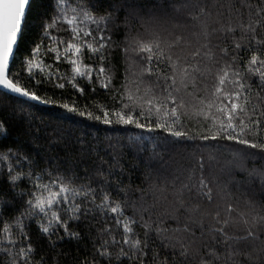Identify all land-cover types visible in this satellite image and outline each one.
<instances>
[{
  "label": "snow or ice",
  "instance_id": "snow-or-ice-1",
  "mask_svg": "<svg viewBox=\"0 0 264 264\" xmlns=\"http://www.w3.org/2000/svg\"><path fill=\"white\" fill-rule=\"evenodd\" d=\"M49 83L118 106L57 101ZM0 88L32 133L36 104L68 114L49 116L55 155L0 116V264H264V0H0Z\"/></svg>",
  "mask_w": 264,
  "mask_h": 264
},
{
  "label": "trees",
  "instance_id": "trees-1",
  "mask_svg": "<svg viewBox=\"0 0 264 264\" xmlns=\"http://www.w3.org/2000/svg\"><path fill=\"white\" fill-rule=\"evenodd\" d=\"M117 58L119 59V57H117ZM45 63L46 64L52 63L51 56L48 57V59L45 61ZM89 63H91V62L89 61ZM11 67H13V66L11 65ZM15 68L17 70H19L21 68V65L19 64V62H17V64L15 65ZM59 68L62 72H67L69 75L71 74L70 70H69V66L66 63L60 62ZM48 70H49L48 68H45V75L47 74ZM38 71H39L38 69L33 68V73H37ZM123 73H124V66H123V63L121 62L119 65V71L117 73L118 81L122 80ZM21 75L26 78L28 76L27 70L24 69L21 72ZM24 82H26V80H21V83H24ZM61 82H63V81H61ZM209 83H210V80H209ZM29 86L31 87L32 85H29ZM41 88H46L48 90V94L52 95L54 99H56L57 101L62 100L65 103H71L72 101H76L79 105L106 104V105L118 106V101H113L111 99V96L113 95V93H110V92L106 93L105 90L100 89V88H97V91L95 93L86 92V94L84 96H81L78 93H75V90H73L70 85L65 90H60L58 88L52 87V85L50 83L49 84H42ZM62 91H63V95H61ZM0 93H3V92L0 91ZM9 96H11V95H9ZM28 103H32V102H28ZM4 108H8V111H3ZM35 109L38 110L36 112L37 122L41 118H43V120L48 122L42 126L44 131L32 133V131L29 127L28 118H27L26 114H21L19 112V105H17V114L14 117H13V114L11 112V106L8 103L0 105V116H3L5 119L10 121V124H11L10 131L12 134L11 135L12 141H16L17 139L22 140V141H29V140H31L33 135L39 136V137H41V139L35 141V143L40 145V148L37 151L41 155H47V153H44V151H43L45 148H47V149H49V151L52 152L53 155H55L56 152L52 151V150L53 149L59 150V149H58V146L52 145L50 143V139L52 137V128L56 127V123L50 122L49 116H50V114L59 115V116H67L68 114L66 112L62 111L61 109H59L58 107L45 106V105H40V104H36ZM27 111L28 110L26 109L25 113ZM70 120L75 121L76 124L73 125L71 123H67L66 124L67 127L79 128L80 125L87 124V125H89L88 130L92 134L98 135V137L102 141H104L105 143L108 142L105 139L106 137H112L113 138L112 143H115L117 139L121 140L122 143L125 142L123 139V136L120 133H118L115 128H108L107 126H104V125L99 124V123L88 122V121L83 120L82 118H80L78 116H71ZM131 134L132 133H129V135H131ZM121 151H122V159L120 160V163L124 166V172H125L126 178L136 180L137 183H139V180H137V177H140L142 179L140 169L143 167V164H142L141 159L137 158L135 156V154L133 152L129 151L127 148H124ZM106 158L111 159V156L106 155ZM114 172L118 173V169H114ZM219 175H220L221 183H223V181L226 179V176L222 173H219ZM167 179H168L169 185H170L171 176H168ZM159 182L161 183V185L164 184L165 177L163 175L159 177ZM145 187H146V185H145ZM171 200H172L171 187L169 186V200L164 202L163 206L159 207L156 211H158V212L164 211L165 207H167V205L170 203ZM169 224L173 227L176 226L171 221H169ZM63 250L70 254L69 259H71V257H73V256L78 255L76 252V242L75 241H72L71 243H65L63 245ZM80 255H82V253Z\"/></svg>",
  "mask_w": 264,
  "mask_h": 264
},
{
  "label": "water",
  "instance_id": "water-1",
  "mask_svg": "<svg viewBox=\"0 0 264 264\" xmlns=\"http://www.w3.org/2000/svg\"><path fill=\"white\" fill-rule=\"evenodd\" d=\"M10 67H11V65H10ZM0 91L5 92L6 90L0 88ZM8 94H9V95H12L11 93H8Z\"/></svg>",
  "mask_w": 264,
  "mask_h": 264
}]
</instances>
